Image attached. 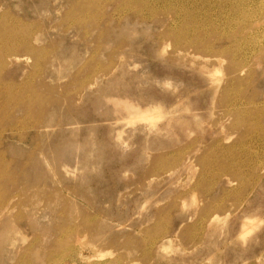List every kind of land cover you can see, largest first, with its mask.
Masks as SVG:
<instances>
[{"label": "rangeland", "instance_id": "1", "mask_svg": "<svg viewBox=\"0 0 264 264\" xmlns=\"http://www.w3.org/2000/svg\"><path fill=\"white\" fill-rule=\"evenodd\" d=\"M130 1L0 0V264H264V0Z\"/></svg>", "mask_w": 264, "mask_h": 264}, {"label": "bare ground", "instance_id": "2", "mask_svg": "<svg viewBox=\"0 0 264 264\" xmlns=\"http://www.w3.org/2000/svg\"><path fill=\"white\" fill-rule=\"evenodd\" d=\"M130 1V0H129ZM131 2V1H130ZM133 3V2H132ZM138 3V2H137ZM134 4H136L135 2H134ZM178 5V4H177ZM244 7V6H243ZM175 10H177V9H175ZM147 12V11H146ZM249 12V11H248ZM174 13L175 14H177V11L175 12L174 11ZM188 15H190V16H192L191 14H188ZM193 25H194V23H193ZM191 27H192V25H190ZM190 27V28H191ZM192 30V29H191ZM230 30V29H229ZM171 31H173V34H174V37H175V39H176V41H177V39H179L182 35H185V33L186 34H189L190 33V31H189V28L187 27V26H184L183 28H180V29H174V30H171ZM171 31H170V33H171ZM168 32V31H167ZM13 33H6V32H4L3 34H2V36H1V38L3 37V43H6L11 37H13ZM195 36V35H194ZM183 37V36H182ZM182 39V38H181ZM191 39V38H190ZM197 39V38H196ZM17 40V39H16ZM25 40H26V38H25ZM24 40V41H25ZM18 42V41H17ZM21 42V41H20ZM30 42V41H29ZM191 42V41H190ZM189 42V43H190ZM8 43V42H7ZM176 43V42H175ZM178 43V42H177ZM16 45V44H15ZM210 45V44H209ZM207 46V45H206ZM1 47V46H0ZM210 47H212V45L210 46ZM218 47V46H217ZM7 48H9L8 47V45H7ZM216 48V47H215ZM221 48V47H220ZM227 49V48H226ZM207 50V49H206ZM211 50V49H210ZM219 50V49H218ZM225 50V49H224ZM221 51V50H220ZM187 53V52H186ZM15 56V55H14ZM9 57V56H8ZM207 58V57H206ZM209 58V57H208ZM218 60V59H217ZM220 62H223V61H220ZM208 67V66H207ZM30 76V75H29ZM1 85H3V84H1ZM19 85V84H18ZM3 88V87H2ZM6 88H7V86H6ZM4 89V88H3ZM16 90V89H15ZM28 90V89H27ZM1 94H2V96H3V99H2V101H0V111H6L7 112V110L10 108V107H12V106H10L11 105V103H13V102H16V104H14V105H18L19 103H18V100L20 99V97H18L17 95H15V94H12V93H9V92H6V91H4V90H2L1 89ZM20 95V94H19ZM21 100V99H20ZM19 100V101H20ZM29 103H31V102H29ZM26 109H30V107H31V105L30 104H22ZM127 108L130 110V112H131V114L133 115V116H136L137 114H139V115H137V116H140V112L145 116V115H148V116H151L153 113H155L156 112V110H157V108H155V107H152V106H149V107H144L143 108V110L141 109V110H139V108L137 107V108H135L134 106H132V104L131 105H128L127 106ZM11 109V108H10ZM140 111V112H139ZM25 114V113H24ZM128 115H129V113H128ZM23 117V116H22ZM19 119V118H18ZM133 119V118H132ZM16 123V122H15ZM28 123V122H27ZM17 124V123H16ZM21 125V124H20ZM20 127H22V126H20ZM11 129H12V126H11ZM28 129V128H27ZM15 130H18V127H17V129H15ZM14 133V132H13ZM0 135H2V133L0 134ZM7 137V136H6ZM5 137V138H6ZM3 157V156H2ZM5 157V156H4ZM7 158V157H6ZM3 159V158H2ZM8 160V159H7ZM6 168H7V166H6ZM4 170H6V169H4ZM1 192V191H0ZM17 194V193H16ZM8 207V206H7ZM9 210V209H8ZM228 215V214H227ZM244 226V225H243ZM247 229V228H246ZM247 231V230H246ZM243 232V231H242ZM240 235V234H239Z\"/></svg>", "mask_w": 264, "mask_h": 264}]
</instances>
